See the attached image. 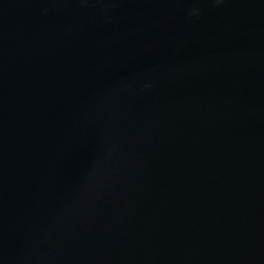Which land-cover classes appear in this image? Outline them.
Returning <instances> with one entry per match:
<instances>
[{"label": "water", "instance_id": "1", "mask_svg": "<svg viewBox=\"0 0 264 264\" xmlns=\"http://www.w3.org/2000/svg\"><path fill=\"white\" fill-rule=\"evenodd\" d=\"M0 264H264V0H0Z\"/></svg>", "mask_w": 264, "mask_h": 264}]
</instances>
